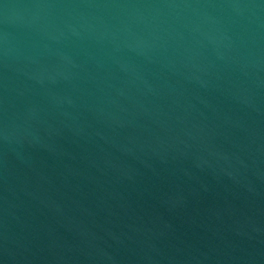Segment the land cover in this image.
Segmentation results:
<instances>
[{"label": "water", "instance_id": "1", "mask_svg": "<svg viewBox=\"0 0 264 264\" xmlns=\"http://www.w3.org/2000/svg\"><path fill=\"white\" fill-rule=\"evenodd\" d=\"M0 264H264V0H0Z\"/></svg>", "mask_w": 264, "mask_h": 264}]
</instances>
